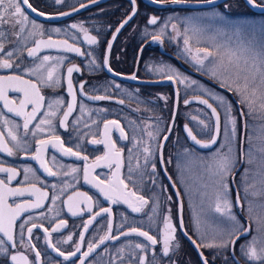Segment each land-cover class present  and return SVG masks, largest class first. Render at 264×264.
<instances>
[{
  "label": "flooded vegetation",
  "instance_id": "1",
  "mask_svg": "<svg viewBox=\"0 0 264 264\" xmlns=\"http://www.w3.org/2000/svg\"><path fill=\"white\" fill-rule=\"evenodd\" d=\"M167 1L172 0H159V2H154V0H136V15L112 43L110 52L107 50L108 42L112 40L116 29L121 23L132 14L133 5L130 3V0H95L94 3H99L61 21L40 20L36 18L30 10L27 11V15L30 21H35L37 24L42 25L45 30L57 27L67 29L74 23H82L89 30V34L97 37L99 41L97 45H77L91 52L92 56L90 57H78L75 56V54L64 53L63 51L57 50H43L40 53L41 56L47 54L55 57H68L69 59L65 60V64L61 71L66 75L67 67L73 64L78 66L80 72L73 73V83L74 85L79 83L85 84L84 95H81L79 92L77 93V111L69 117L68 130L65 131L57 126V134L65 140L66 146H72L74 151L77 150L74 145L77 143L81 144V154L87 155L89 158L88 163H92L96 156H102L105 151L103 145H92L89 143L93 138H101L100 135L97 134L93 136L92 133L102 131L104 120H118L125 128L129 140L117 141V147L123 148L125 164H127L128 149L133 148L131 138H136L138 147L133 149L134 158L132 160V166L134 169L136 168V158L138 157L140 168L136 169V172H134L133 179L137 180L139 193L144 195L146 199H149L150 203L154 196L159 199L160 215L150 227L148 217L144 214L148 212V209H145L144 213H132L125 204L111 205L99 195L95 188L83 182L82 171L79 173L80 181L76 186V190L86 192L89 196L93 197L94 212L98 211L100 207L112 208V235L114 236L118 235L120 231H127L130 226H136L140 227L141 230L149 231L150 235H155L159 240L161 239L159 233L163 231L162 218L163 216L171 215L172 221L174 225H176V241L174 244L178 243L179 248L171 250L169 257H163L161 254V245H157L155 260L153 259L152 250L149 249L147 253L148 264H202L198 252L187 237V235L190 236L200 244L199 231H197L195 221L198 214L195 208L194 197H188L184 188L178 181L177 167L180 155L186 148L185 144H187L188 147L199 150L189 143L184 133L183 125L189 124L197 137L206 141L212 134L211 129L204 128L199 121L204 120L211 125L213 118L210 116L209 110L202 104H185L184 101L195 96H201L215 105V100H212L208 93L219 92L226 94L230 99L229 102H231L237 110H239L237 104L239 102L234 94L222 88L219 83L205 74L204 70L198 71V66L192 61V55L195 54L197 47H209L214 51L213 45L206 41L202 34L196 35L190 33V46L192 48V54L190 55L185 51L183 39L177 38L176 33L172 31L171 25L176 24L177 29L183 33L185 26L193 28L205 26L207 18L218 12L223 14L229 22L227 24H216L215 29L223 31L221 34L228 33L233 39H237V35L234 34H238V40H242L248 25H258L264 22V12L256 10L248 3V0H213V4L197 7L162 5V2ZM29 2L37 9L36 13L43 12L48 16L71 13L74 12V9L81 8V4L91 5L93 3L92 0H63V3L60 4L55 3V0H29ZM255 2L257 5L264 6V0H255ZM182 3L204 4L206 2L205 0H183ZM153 16L158 19L156 25L148 23L149 19ZM189 18L192 19L189 20ZM165 22L168 23L165 34L161 36L160 41L153 42V34L160 33ZM29 30H31L30 24ZM0 31H3L5 35V39L0 41L4 43L5 51H13L14 60L16 56H20L24 60L25 66H31V59L27 57V48L32 47L33 40L39 37L26 38V33H22L17 37L16 33L19 31L18 25L12 26L4 24L0 26ZM80 35L82 37V34ZM54 38L64 37L54 36ZM105 56L108 58V67L112 69L111 72H109L108 67H105L103 64ZM92 58L95 59L96 63L90 66L89 61ZM207 62L208 61H205V65ZM97 65L99 67H97ZM168 67L175 69L182 77H187L188 80L184 84H180L178 78L174 76L173 80L169 82L153 84L152 82L167 79L166 75L155 71V69L162 68L164 72H167ZM150 69L153 70L150 71ZM2 71L3 70H0V74H2ZM133 74L137 76L136 80L130 78ZM124 78H130L131 81H126ZM191 80H195L198 83L190 84ZM174 82L178 87L180 95L178 113L181 112V108H190L194 105L199 106L203 112L199 115L200 117L197 125L193 124L189 116H184V120L178 122L177 116L173 131L162 152L159 146L162 145L163 137L166 135L171 121V117L168 119V105L174 103ZM114 83H118L120 88H115ZM201 86H203V89H206L207 92L202 91ZM196 89H199V91H196ZM43 94L46 97L63 96L66 103L71 101V97L67 95L66 86L55 89L45 88L43 89ZM90 95H108L112 96L113 99L94 101L87 99V96ZM118 100H123L124 103L119 104L115 102ZM81 103L85 106L86 110H91V120L99 122V129H97L95 125L90 129L81 125L80 135L78 137L77 132L72 128V120L74 117L80 115L78 108ZM204 112L211 117V121H209L207 116L205 118ZM8 115L17 123H22V118L12 116L11 114ZM84 119H88L87 113ZM56 123L58 125V122ZM193 126L196 128V131ZM145 129L152 131L156 139L149 140L146 131H144ZM19 134L21 136L23 135L22 130ZM118 135L119 133L114 131L112 133V138L116 140ZM246 135L247 132L245 133V139ZM28 141L30 142V154H34L35 141L31 136L28 137ZM9 146L12 147L13 145L10 143ZM146 146L150 147L152 152L147 164L144 162L145 154L143 152V148ZM53 154L54 150L49 149L48 157L50 158ZM162 154L163 159H161ZM56 155L59 164H63L66 167H78L82 169L85 163L75 158L62 157L58 153H56ZM0 164L4 167H15L21 170V176L18 177V180H23L22 169L24 167L37 169V175L40 176L44 183L48 184L47 190L50 195L53 191L51 188L52 184H56L59 188L63 186V181L73 183L71 177L62 176L60 174H58L57 177H47L46 174L43 173V170L39 169L37 162L24 158V153L20 151H16V155L13 157H9L5 153H0ZM152 164H155V172L152 170ZM49 166L52 167L51 162ZM53 171H57V168L54 167ZM96 172L99 173L102 178L110 174V170L106 168L97 169ZM123 172L127 175L126 167L123 169ZM166 172L172 178L173 183H175L177 191L181 196V204L179 196H177V191L172 186L173 184L168 179ZM93 174L95 175L96 173ZM0 178H4V174H0ZM153 181H155V183H153ZM13 186H16V181L13 182ZM37 186L40 185L38 184ZM231 187L235 195V212L240 221L247 226V222L240 214L239 207L236 204V193L232 179ZM72 192L73 189H69L68 192L61 196V200L57 201L56 205H51V203L48 202L44 209L34 210L32 213L33 215H38L40 212H44L46 218H41L36 222L42 223L44 227L49 229V232H51V228L55 227L61 220L66 222V226L59 232H51L52 242L65 253L75 250V245L79 243L80 234L83 232V225L90 218V215L86 211L83 215L76 216H73L67 211V207L62 201L66 200L67 195L72 194ZM168 197H171V199L169 200ZM29 199H34V197ZM181 205L183 206L182 210ZM49 208H51L52 211H48ZM83 208L84 205L81 204L76 210ZM240 209L246 217L242 200ZM181 217L184 222L182 229L179 226ZM125 221V227L121 229L120 225ZM107 222V217H98L97 220L89 226L88 231L84 233L85 239L81 252L87 251L90 242L98 243L99 237L106 234ZM185 233H187V235H185ZM69 235L72 236V241L63 243ZM35 237H38V239ZM242 240L243 238L237 241L235 252L239 259L244 262L239 250V245ZM32 242L41 252L40 264H80V253H77L76 257L64 260L63 257L58 256L56 252L49 248L45 243V234L42 230H34V239ZM137 243L147 244V241H145L143 237H138L136 235L128 237L121 236L119 240H108L85 259V264H110V262L111 264H121V261L117 259L118 256L123 257V264H135L136 257L143 254L135 250L134 245ZM121 249H123L122 252L120 251ZM20 250L22 251L23 249ZM201 250L209 260V264H231V259L233 260L231 248L221 253L217 252L216 255L213 254L212 250H206L203 247H201ZM220 254H222V257H220ZM30 258L34 259V256L30 254ZM0 264H8V261L4 258H0Z\"/></svg>",
  "mask_w": 264,
  "mask_h": 264
},
{
  "label": "snow or ice",
  "instance_id": "2",
  "mask_svg": "<svg viewBox=\"0 0 264 264\" xmlns=\"http://www.w3.org/2000/svg\"><path fill=\"white\" fill-rule=\"evenodd\" d=\"M94 3L95 0H92ZM159 2V0H154ZM183 0H172V3H182ZM206 3L211 4L213 0H205ZM55 3H63V0H55ZM133 5V11L128 18L123 21L119 28L116 29L118 34L120 30L136 15L135 4L136 0H130ZM248 3L255 7H261L257 5L255 0H248ZM87 5L81 4V7ZM37 12V9L29 2V0H0V26L9 24L12 26H19V31L16 33L17 37L22 33H26V38L39 37L33 40V46L27 48V57L31 59V66H25L24 60L20 56H16L13 59V51H5L3 42H0V153H5L9 157L16 155V151L24 153V158L33 160L38 163L39 169L43 170V173L47 177H57L58 174L62 176L71 177L73 183L63 181L62 187H57L56 184H52V193L50 195L47 190L48 184L44 183L40 176L37 175V169L32 167H24L23 180H18L21 176V170L15 167H4L0 164V174H4V178H0V258H4L8 261V264H40L41 252L37 249L36 245L32 242L34 239V230H42L45 234V243L51 248L58 256L69 260L72 257H76L77 253H80V264H85V259L89 257L97 248L105 244L108 240H119L121 236L128 237L136 235L143 237L147 244L137 243L134 245L135 250H138L142 255H139L135 259V264H148L147 253L149 249L153 252V259L155 260V250L157 245H161V254L163 257H169V253L174 248H179V244L176 241V225L172 221L171 215L163 216V231L159 233L161 239H157L155 235H150L149 231L141 230L140 227L130 226L127 231H120L118 235H112L113 221H112V208L100 207L98 211H93V197L89 196L86 192L76 190V186L80 181L79 173L82 171V179L85 184L91 185L95 188L99 195L103 199L109 202L111 205L125 204L131 210L132 213H144L145 209H148L147 213H144L148 217L149 226L156 221L159 217L160 203L157 197H153L150 203L149 199H146L144 195L139 193V187L137 180L133 179V174L136 169L140 168L139 159H137V165L134 169L132 166L133 149L138 147V142L135 137H132L133 148L128 149L127 164H125V156L123 148L117 147V141L129 140L128 134L125 132V128L120 124L118 120H104L103 129L97 133H92L93 136L100 135V139L93 138L89 141L92 145H103L105 151L102 156H96L92 163H88V156L82 155V145L77 143L73 150L72 146H66V142L57 134V126L65 131L69 128V117L77 111V93L84 95V83L74 85L73 73H79L80 68L76 65H72L66 68V75L61 71L65 64V60L68 57L64 56H51L40 55L43 50H57L64 53H72L78 57H90L92 53L87 49L77 46L78 44H87L88 46H94L99 43L95 35L89 34V30L81 24H72L67 29H61L59 27L45 30L42 25L37 24L35 21H30L27 11ZM74 9L73 11H77ZM41 16L46 15L43 12L38 13ZM61 15H71V13H61ZM192 18H189L191 20ZM229 21L221 13H214L211 17L205 21V26L200 28H193L185 26L183 33L177 29L176 24H172V31L176 33L177 38L183 39L185 45V51L190 55L192 54V48L190 46V33L191 34H205L212 32L215 36L219 34L214 31L216 24H227ZM151 25L158 23L157 17L153 16L148 21ZM29 24L31 30H29ZM168 27V23L165 22L164 27L160 33L153 34V42L160 41L161 36L165 34V29ZM75 30V31H73ZM82 34V37L81 35ZM226 35V33H225ZM237 39H239L238 34ZM64 37V38H54ZM46 37V38H45ZM116 36L113 35V40ZM5 39L3 31H0V41ZM71 41V42H70ZM214 52L209 47H197L195 54L192 55V61L197 65V70L201 71L205 67V61H208L213 67L210 68L205 74L220 84L222 88L227 89L229 92H233L238 95L239 103L244 105L248 109V115H251L254 109L255 101L252 99L256 95V89L251 90L249 94V82L247 73L251 72L254 75L252 79L255 80L257 76L260 79V83L264 85V50L259 52L254 50H246V57L243 60L244 68L230 73L227 70L224 73L219 72V67L223 57L220 53V46L217 47ZM112 42L109 41L107 45L108 52L111 51ZM249 58L251 64L249 65ZM19 61V62H17ZM70 63V60H69ZM96 61L92 58L89 61V65H95ZM105 67H108V58L105 56ZM240 61L237 60L236 66L239 69ZM97 67H99L97 65ZM153 69H150L152 71ZM108 71L112 69L108 67ZM155 71L161 72L167 76L168 80H173V77L178 78L180 84H184L188 78L182 77L179 72L171 67H168L167 72H164L162 68H157ZM131 79L136 80L137 76L133 74ZM243 78L244 84L241 86L240 79ZM195 80H191L190 84H197ZM66 86L67 95L71 97L70 102H65L63 96L46 97L43 94V89H55ZM115 88H120L118 83H114ZM202 91L207 92L206 89ZM15 94V95H10ZM213 98L217 106L209 103L208 99H197L196 102L202 105H206L210 109V116L214 118L211 125L204 120H200L199 123L204 128H210L212 134L206 141L198 139L193 134L191 128L188 125L184 126L187 137L200 148L211 149L216 145L215 152L205 158L196 157L199 161L198 168L201 178L207 176L212 180V185L215 188V211L221 215H226L229 220L233 222L231 229L227 232V239H221L219 243H204L203 238L201 244H193L197 249L204 248H231L233 251V264H240L239 260L235 258V246L237 241L244 239V243L239 245L241 255L245 258L246 264H264V236H252L249 240V234L252 232L251 226H245L240 223L235 215L232 214V203L229 200V183L231 178L233 182L235 178L231 175L236 169L235 165L238 162L237 158L232 155L233 142L237 137V117L232 115V104L227 101V98L223 95H214L208 93ZM87 99L94 101L112 100V96L108 95H90ZM163 99V97H162ZM119 104H123V100L115 101ZM185 104L193 103V101L185 100ZM264 108V103L261 104ZM218 108L223 109V122L221 113L218 112ZM78 111L79 116H76L72 120V128L80 135V126L85 128H91L93 125L99 129V122L91 120V110H86L85 106L81 103ZM87 113L88 119H84ZM8 114L15 117L22 118V123H17L11 119ZM239 115L243 117L245 113L241 110ZM90 121V122H89ZM58 122V125L57 123ZM247 128V125H244ZM21 136L19 133L21 132ZM169 132L171 129H167ZM116 131L119 133L116 140L112 138V133ZM149 140H155L156 136L152 131L145 129ZM86 135V134H85ZM31 136L35 141L34 154H30V142L28 137ZM166 141L168 136H164ZM13 146L10 147L9 144ZM163 145L159 146L162 150ZM15 149V150H14ZM49 149L54 150V154L49 158ZM251 152V146L248 149ZM264 152V149H261ZM144 162L148 163L149 158L152 155L150 147H144ZM56 153L62 157H71L76 160L84 161L83 168L78 167H66L63 164H59ZM161 159H163L161 155ZM51 162L52 167L49 166ZM170 162V161H169ZM247 163L251 164L249 159ZM56 167L57 171H53ZM127 168V175L124 174L123 169ZM106 168L110 170L109 175H105L103 178L97 169ZM153 172L156 171L155 164H152ZM249 169L244 170V176L242 180L246 181L248 178ZM93 173H96L95 175ZM264 174V173H262ZM34 178V179H33ZM168 179L171 181V177ZM16 181V186H13V182ZM155 183V181H153ZM40 186H37V185ZM131 185V187H130ZM175 187V183L172 185ZM205 191L204 195H207L208 184L203 185ZM69 189H73L72 194L67 195V199L63 200V204L67 207V211L73 216L83 215L86 211L90 218L83 225V232L79 237V243L75 245V250L65 253L61 251L56 244L51 240V232H59L66 226V222L61 220L55 227L51 228V232L47 227H44L42 223L36 221L41 218H46L44 212H40L38 215H33L34 210L44 209L48 202L51 205H56L57 201L61 200V196L68 192ZM245 194H248V188L245 187ZM264 195V193H262ZM179 196V192H177ZM34 197V199H29ZM170 200L171 197H168ZM239 193H237L236 202L239 204ZM84 205L83 209H78L79 205ZM98 206V201H97ZM181 205V210H182ZM48 211H52L51 208ZM251 211V206L249 207ZM27 214V215H26ZM98 217H107V232L105 235L99 237L98 243H89L87 251L81 252L84 245V233L89 229V226L93 224ZM197 231H199L200 220L199 217L195 218ZM126 221L121 223L120 228L125 227ZM179 226L182 229L184 226L183 218L179 221ZM259 232L264 234V222H261V226L258 229ZM187 235V233H185ZM38 239V237H35ZM72 241V236L69 235L63 243ZM20 249H23L22 251ZM121 252L123 249L120 250ZM30 254L34 256V259L30 258ZM202 264H209V260L204 256L203 252L199 253ZM117 259L123 264V257L118 256ZM111 264V262H110Z\"/></svg>",
  "mask_w": 264,
  "mask_h": 264
},
{
  "label": "rangeland",
  "instance_id": "3",
  "mask_svg": "<svg viewBox=\"0 0 264 264\" xmlns=\"http://www.w3.org/2000/svg\"><path fill=\"white\" fill-rule=\"evenodd\" d=\"M214 31L219 34L213 35L212 32L202 34L204 39L211 43L212 45H216L220 47V53L223 57L219 72L224 73L227 70L230 73H235L238 70L244 68L243 60L246 57V50H254L261 51L264 50V22L259 23L258 25H248L244 32V37L242 40L233 39L228 33L221 34L223 31L220 29H214ZM216 48L214 47V52ZM237 60L240 61L239 69L236 66ZM251 64V59L249 58V65ZM213 66L208 62L204 67V71L207 72ZM247 74L248 82H249V94H251V90L253 88L256 89V95L252 97L255 101L254 103V111L251 115H248V109L241 105L244 109L246 115V139H245V148L242 154L240 153V138H241V129H242V121L241 116L238 113L236 107L232 108V115L237 117V137L233 142V153L238 162L235 165V171L231 174L234 175L237 171L240 170L236 180V185L238 188V192L240 195V200L243 202L244 212L246 217L250 220L252 225V234L248 239L250 240L252 236H264L258 229L261 226V222H264V152L261 149H264V108L261 107V104L264 103V85L260 83V79L257 76L255 80L252 79L254 75L251 72L242 73ZM208 75V74H207ZM210 76V75H208ZM239 83L241 86L244 84L243 78L240 79ZM196 91H199V89ZM195 91V92H196ZM214 95H223L227 98L229 102V97L224 93L219 92H211ZM234 94L233 92H231ZM238 99V95L234 94ZM210 96V95H209ZM211 97V96H210ZM212 100H214L212 98ZM215 105H217L216 101ZM174 103H170L168 105V114H172ZM181 108V112L178 113V122L184 120V116L191 117L190 120L193 121L194 125H197L199 115L203 111L199 106H192L190 108ZM221 113L222 122H223V109L218 108ZM183 113V114H182ZM196 116V117H195ZM204 116L209 118L211 121V117L204 112ZM169 119V116H168ZM194 127V126H193ZM195 128V127H194ZM196 131V128H195ZM251 146V152L248 151ZM185 149L180 155L179 163L177 167V178L182 187L185 190V193L188 197L193 198L195 201V208L198 214L200 225H199V242L201 244L202 238L204 243H219L221 239H227V232L231 229L233 222L228 219L226 215H221L215 211V188L212 185V180L207 176L201 178L200 171L198 168L199 161L195 159L196 157H209L211 156L216 147L210 151L202 152L196 150L195 148L188 147L185 144ZM251 160L252 163H247L248 160ZM249 169L248 178L246 181L242 180L244 176V170ZM204 183L208 184L207 195H204ZM229 183V200L232 203L231 212L233 215L237 217L240 221L239 217L235 212L234 205V192L231 187V178L228 180ZM245 187L248 188V194H245ZM251 206V211H249V207ZM243 224V222L240 221ZM244 243V239L240 242V244ZM204 248V247H203ZM206 250H212L213 254L216 255L217 252L227 251L228 248H205ZM222 257V254H220ZM243 257V256H242ZM243 261L246 263L245 258L243 257Z\"/></svg>",
  "mask_w": 264,
  "mask_h": 264
},
{
  "label": "water",
  "instance_id": "4",
  "mask_svg": "<svg viewBox=\"0 0 264 264\" xmlns=\"http://www.w3.org/2000/svg\"><path fill=\"white\" fill-rule=\"evenodd\" d=\"M97 3H99V2H96V3H92L91 5H87L86 7H81V8H79L77 11H74V12H71V15H61V14H59V15H56V16H48V15H44V16H41V15H39L38 13H32L36 18H38V19H40V20H43V21H61V20H64V19H66V18H68V17H70V16H72V15H75V14H77V13H80V12H82V11H84V10H86L87 8H89V7H91L92 5H95V4H97ZM213 4V3H212ZM162 5H171V6H187V7H197V6H207V5H210V4H208V3H204V4H196V3H178V4H175V3H172V1H167V2H162ZM256 10H258L259 12H264V6H261V7H255V6H253ZM126 20V19H125ZM124 20V21H125ZM132 20V19H131ZM130 20V21H131ZM129 21V22H130ZM128 22V23H129ZM123 23V22H122ZM121 23V24H122ZM128 23L120 30V32L128 25ZM120 27V26H119ZM118 27V28H119ZM120 32L117 34L116 32L114 33V35L116 36V38L118 37V35L120 34ZM113 38V37H112ZM116 38H115V40H116ZM115 40H111V42L113 43ZM126 81H131L130 80V78H124ZM170 80H168V79H163V80H160V81H156V82H152L153 84H163V83H166V82H169ZM174 86H175V93H174V96H175V98H174V108H173V113H172V117H171V121H170V124H169V127H168V129H171V131L169 132L168 130H167V133H166V135L165 136H168V139L170 138V135H171V133H172V131H173V127H174V124H175V121H176V119H177V116H178V111H179V90H178V87H177V85H176V83L174 82ZM197 99H206V98H204V97H201V96H195V97H192V98H190V99H188V100H190V101H193V103H197L196 102V100ZM209 101V100H208ZM209 103H211V104H213L212 102H210L209 101ZM190 104H192V103H190ZM238 104V109H239V112L242 110L243 112H244V110H243V108H242V106L239 104V103H237ZM203 106H205L206 107V105H203ZM213 106L214 107H216L214 104H213ZM207 108V107H206ZM208 109V108H207ZM209 110V112H210V109H208ZM218 110V109H217ZM218 112H219V110H218ZM222 118V117H221ZM242 118V133H241V153H242V155H243V148H244V143H245V133H246V128H244V125L246 124V118H245V115L243 116V117H241ZM213 121H214V118H213ZM185 125H188V127L189 128H191V126L189 125V124H184L183 125V129H184V126ZM192 129V128H191ZM193 131V130H192ZM184 133H185V135H186V137H187V133L185 132V129H184ZM193 134L194 135H196L195 133H194V131H193ZM197 136V135H196ZM198 138V137H197ZM167 139V140H168ZM187 139H188V141H189V143L191 144V145H193V146H195L196 148H198L199 150H202V151H210V150H212V149H214L215 147H216V145H214L213 146V148H211V149H205V148H200L198 145H195L191 140H190V138H188L187 137ZM199 139V138H198ZM167 140L165 141L164 139H163V142H162V145H163V148H162V152H163V149H164V146H165V144H166V142H167ZM162 156H163V154H162ZM241 169V168H240ZM240 171V170H239ZM167 173V172H166ZM237 173L238 172H236L234 175H233V177L235 178L236 177V175H237ZM167 175H168V177L170 176L168 173H167ZM171 182H172V184H173V180L171 179ZM232 183H233V187H234V190H235V193H236V197H237V193H239L238 192V188H237V186H236V182L234 181L233 182V180H232ZM175 189H176V191H177V188H176V186L174 187ZM178 192V191H177ZM239 198H240V195H239ZM179 199H180V204H181V196H180V194H179ZM236 204H237V202H236ZM237 206L239 207V211H240V214L245 218V220H246V222H247V226H251V223H250V221L244 216V214H243V212H242V210L240 209V207H241V200L239 199V204H237ZM252 228V227H251ZM251 234V233H250ZM250 234H249V236H250ZM187 237H188V239L191 241V243H192V245L195 247V249H196V251L198 252V254L200 253V252H202V250H201V248H199V249H197V247L193 244V241H195L194 239H192L190 236H188L187 235ZM196 242V241H195ZM196 244H198L197 242H196ZM200 256V255H199ZM205 256V255H204ZM231 256H232V258H233V251H232V249H231ZM235 258H236V260H239V262H240V264H245L244 262H242L240 259H239V257L237 256V254H236V252H235ZM200 259H201V257H200Z\"/></svg>",
  "mask_w": 264,
  "mask_h": 264
},
{
  "label": "trees",
  "instance_id": "5",
  "mask_svg": "<svg viewBox=\"0 0 264 264\" xmlns=\"http://www.w3.org/2000/svg\"><path fill=\"white\" fill-rule=\"evenodd\" d=\"M238 113H239V112H238ZM168 116H169V118H170V117H171V114L169 113ZM231 264H233V260H232V259H231Z\"/></svg>",
  "mask_w": 264,
  "mask_h": 264
}]
</instances>
